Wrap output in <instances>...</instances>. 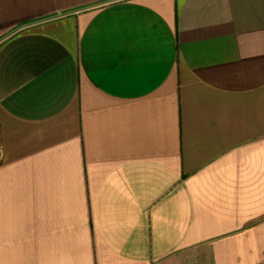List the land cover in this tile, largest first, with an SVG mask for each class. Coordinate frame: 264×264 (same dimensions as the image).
Instances as JSON below:
<instances>
[{
  "label": "crops",
  "instance_id": "0c3cea01",
  "mask_svg": "<svg viewBox=\"0 0 264 264\" xmlns=\"http://www.w3.org/2000/svg\"><path fill=\"white\" fill-rule=\"evenodd\" d=\"M0 264H264V0H0Z\"/></svg>",
  "mask_w": 264,
  "mask_h": 264
}]
</instances>
